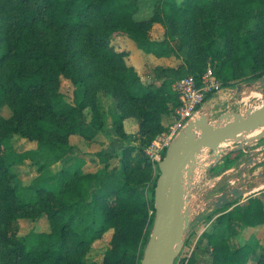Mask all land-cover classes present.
<instances>
[{
	"label": "trees",
	"instance_id": "16d2710c",
	"mask_svg": "<svg viewBox=\"0 0 264 264\" xmlns=\"http://www.w3.org/2000/svg\"><path fill=\"white\" fill-rule=\"evenodd\" d=\"M139 1L0 0V49L6 47L0 55V264H141L160 175L146 146L168 129L164 117L180 101L166 83L143 82L127 52L113 46L116 34L159 58L187 50L185 62L198 81L209 61L224 56L215 71L224 87L264 76V0H157L153 15L143 19L136 17ZM155 23L165 27L164 37L150 36ZM63 78L75 84L71 99L61 91ZM102 91L115 102L112 127L100 107ZM214 96L208 93L205 100ZM130 118L137 122L135 132L127 130ZM113 131L124 141L120 167L112 168L110 153L101 152L103 166L95 172L53 170L74 150L71 135L97 142ZM16 136L36 147L17 149ZM242 157L227 155L223 167ZM26 160L38 172L28 183L14 171ZM50 181L55 185L47 186ZM245 197L203 213L195 223L218 215L183 257L192 230L175 264H246L251 245L236 247L233 238L240 228L264 224V203L251 193ZM43 217L48 230L21 234L22 220ZM108 232L111 245L99 260L91 247Z\"/></svg>",
	"mask_w": 264,
	"mask_h": 264
},
{
	"label": "water",
	"instance_id": "95a60500",
	"mask_svg": "<svg viewBox=\"0 0 264 264\" xmlns=\"http://www.w3.org/2000/svg\"><path fill=\"white\" fill-rule=\"evenodd\" d=\"M234 91L239 98H247L243 107L238 111L228 107L216 118L209 106L201 107L158 162L155 219L141 264H175L203 213L219 210L264 186V149H246L247 145L264 141V76L239 82ZM207 150L210 153L204 155ZM237 152L244 153L239 160L242 163L225 175L221 191L216 192L223 177L203 192L194 191L199 176Z\"/></svg>",
	"mask_w": 264,
	"mask_h": 264
},
{
	"label": "rangeland",
	"instance_id": "374dc122",
	"mask_svg": "<svg viewBox=\"0 0 264 264\" xmlns=\"http://www.w3.org/2000/svg\"><path fill=\"white\" fill-rule=\"evenodd\" d=\"M164 1V0H163ZM167 1H172L173 2H180L181 0H167ZM157 3V0H140L139 1V11L136 14V17L138 19H143V18H149L150 16L153 15L154 13V8ZM169 38L174 39L173 36L166 34ZM150 36L152 38H161L165 36V27L162 24L155 23L153 25L151 31H150ZM220 45L223 44V41L220 40L218 42ZM112 44L115 47L117 51H125L127 52V61L129 64L134 65L137 68V71L139 72L141 79L143 80L144 83L147 84L149 80H152L154 85L156 87L161 86V84L166 83L167 89L175 94V82L181 79L184 76L187 75H192L189 72V69L187 67V64L185 62V59L188 58V52L187 50H182L180 52V56H172V57H150L148 56V53L146 54L145 51L139 49L135 42L121 34H116L114 38H112ZM6 50V47H2L0 49V55ZM225 60H227L226 56L224 58L219 59L218 61L212 62L209 61L207 68L212 67L215 71L218 70L220 64H222ZM206 68V69H207ZM222 82V80L220 79ZM242 82H247V81H242ZM225 88V87H223ZM226 88H228L226 86ZM61 91L66 93L69 98L74 97V92H75V84L69 79V78H63L61 82ZM222 92V91H221ZM217 96V93L215 94ZM214 96V97H215ZM212 97V98H214ZM211 98V99H212ZM99 103L100 107H103L106 114H108V123L109 126L112 127L113 125V117L112 114L115 111V102L114 99L111 95L106 93L105 91H102L99 94ZM244 105L245 102H239L238 105ZM209 106L210 107V112L212 114L213 118L218 117L219 114L224 112L223 110L221 113L217 114L215 113L216 105H213L211 101H205V103L202 105V107ZM224 108L223 106H220ZM219 107V108H220ZM243 107V106H242ZM239 110V109H238ZM237 110V111H238ZM214 111V112H213ZM175 111L173 110V113L170 115L165 116V124L167 125V128L172 124L175 118ZM86 118L89 120L91 118V110L87 109L86 110ZM131 126V124H129ZM137 128V127H136ZM112 134L115 136L116 133L113 131ZM162 134V133H161ZM160 134V135H161ZM159 135V136H160ZM158 136V137H159ZM119 137L116 135L115 137H110L108 138L109 145L108 147L104 146V143H98L96 144V148H98V151L91 152L86 148L85 144L84 146L82 145L81 141H76L74 142L73 145H75L74 151L77 149L79 150L78 152V158H80V164L75 165V166H70V167H78L80 168L81 172H87L85 167L84 161H83V154L85 155L84 157L86 159H90L91 156L99 155L101 152L107 151L110 153V163L111 167H120V150L124 146V141L121 139H118ZM137 138H139L137 136ZM157 138V137H156ZM132 140V139H131ZM130 140V141H131ZM15 142L17 145V149H20L21 151L33 148L36 146V143L34 141H30L26 138H21L19 136L15 137ZM99 142V141H98ZM137 143H140V139H138ZM136 143V144H137ZM234 145V144H233ZM104 146V147H103ZM144 147V146H143ZM261 147V148H260ZM264 141L261 142H254L250 144L249 146H246V149L248 150H254V149H264ZM148 147L146 146V149ZM86 149V150H85ZM105 149V150H104ZM210 153V151H205L204 155ZM77 155V154H76ZM244 155V153H243ZM80 156V157H79ZM100 158V156H98ZM243 158V157H242ZM248 158V156H245V160ZM94 161H97L96 158H94ZM237 163L234 164L231 167H223L224 161L221 160L218 162L216 165H214L210 170H208L206 173L202 174L201 176L198 177V180L196 182V186L194 191L196 193H200L205 191L208 188H211L212 184H218V180H220L223 177V180L221 183H219L218 189L216 192L221 191L225 187V175L231 173L233 169H239V165L241 164ZM66 165L64 164H56L53 167L54 171H60L62 168H64ZM103 165L101 164V167ZM216 169L218 173H213V170ZM14 171L20 176V178L25 182L28 183L30 182L33 178H35L38 174L36 170V165L32 164L30 160H26L22 162L21 164H17L14 166ZM158 172L156 163H153L149 173L152 175V178L156 176ZM152 181V180H151ZM47 186H54L55 182L50 181L46 183ZM205 185V187L203 186ZM148 194L151 195V190H148ZM254 196H258L261 198L262 202L264 203V194H255ZM246 199V198H245ZM243 199V200H245ZM241 200L240 202H243ZM239 202V203H240ZM264 206V205H263ZM207 214L212 213V210H208L205 212ZM218 214H212L211 218L208 219V217L204 218L203 221H201L199 224L195 223L194 228H193V235L191 236V241L189 245L186 248V251L184 252L183 257H187L190 255L193 247L195 246L196 242L198 241L199 237L202 236L208 229V225L211 223L213 217H216ZM264 225V224H260ZM208 226V227H207ZM259 226V225H257ZM257 226H246L244 228H240V233L233 238V242L236 247H240L243 244H249L251 245V253L247 258L246 264H259L260 261L263 262L264 264V242L262 240V237L264 236V227H261L259 229H251L248 230L250 227H257ZM33 229L36 230H48L49 229V224L46 220L45 217L41 218L38 221H33L31 219H24L21 221V234H27L28 232L32 231ZM192 231L190 232V234ZM189 234V235H190ZM112 238V232L106 233L102 238L99 240H96L91 247V254L92 256L96 257L97 259H101L102 254L110 247L111 245V239ZM210 257V255H209ZM212 259V258H210ZM178 264H181V259H179Z\"/></svg>",
	"mask_w": 264,
	"mask_h": 264
},
{
	"label": "built area",
	"instance_id": "2783aa9c",
	"mask_svg": "<svg viewBox=\"0 0 264 264\" xmlns=\"http://www.w3.org/2000/svg\"><path fill=\"white\" fill-rule=\"evenodd\" d=\"M221 83L212 67L206 69L199 81L193 75H187L175 82L174 88L179 95L180 102L175 109V118L172 124L147 146L146 153L151 161L159 162L163 158L166 149L180 129L205 103L207 94H216L223 89L224 86ZM203 186L205 187V185ZM255 194H264V186L251 193L253 196Z\"/></svg>",
	"mask_w": 264,
	"mask_h": 264
},
{
	"label": "crops",
	"instance_id": "0c3cea01",
	"mask_svg": "<svg viewBox=\"0 0 264 264\" xmlns=\"http://www.w3.org/2000/svg\"><path fill=\"white\" fill-rule=\"evenodd\" d=\"M147 54V53H146ZM148 56H150V57H154L155 55H153V54H149L148 53ZM156 57V56H155ZM157 58V57H156ZM222 91V92H221ZM220 92H218L217 93V96H215L214 98H212V99H209L208 101H211L212 102V104L213 105H216V110H215V113H217V114H219V113H221L223 110H225L226 108H230V109H234V110H238V109H240L243 105H238V103L240 102H246V97H244V98H239V95H238V93L237 92H235L234 91V87H228V88H223L222 90H221ZM220 106H223L224 108H222V107H220ZM220 107V108H219ZM214 112V111H213ZM164 123H165V119H164ZM126 124L127 125H129V124H131V126L130 127H128L127 126V130L128 131H131V132H135V130H136V127H137V122H136V120L135 119H133V118H130V119H128V120H126ZM113 137H115L116 138V135L115 136H113ZM118 139H120V138H118ZM108 140V138H105V140L104 141H87V140H85L82 136H80V135H77V134H73V135H71V137H70V142H71V144H74V142H76V141H81L82 142V145L84 146V144H85V146H86V148L90 151V153L91 152H95V151H98L99 149L98 148H96V144H98V143H104V146L106 147H108V145H109V142L107 141ZM75 146V145H74ZM103 146V147H104ZM36 146H34L33 148H29V149H34ZM27 150V149H26ZM86 150V149H85ZM105 150V149H104ZM78 152H79V150L77 149L76 151H74V150H72V151H70V152H68L66 155H65V157L60 161V162H58V164H64L65 163V165L67 166V167H70V166H75V165H78L79 166V164H80V158H78L77 156H78ZM105 152H107V151H105ZM77 154V155H76ZM85 155L83 154V156H82V158H83V161H84V163H86L85 164V167H84V169L86 168L87 170V172H95V171H97V170H99L100 168H101V162H100V158L98 157L99 155H97V153H96V155H94V156H91V158L90 159H86L85 157H84ZM80 157V156H79ZM94 158H96L97 159V161H94ZM57 164V163H56ZM55 164V165H56ZM54 165V166H55ZM53 166V167H54ZM245 198H247V197H243V199H245ZM242 199V200H243ZM244 201V200H243ZM261 227H264V225H259V226H257V227H250V228H248V230H251V229H259V228H261ZM262 240H263V242H264V236L262 237ZM207 257V259L209 260V261H211V256L209 257V255L208 256H206Z\"/></svg>",
	"mask_w": 264,
	"mask_h": 264
},
{
	"label": "bare ground",
	"instance_id": "6f19581e",
	"mask_svg": "<svg viewBox=\"0 0 264 264\" xmlns=\"http://www.w3.org/2000/svg\"><path fill=\"white\" fill-rule=\"evenodd\" d=\"M257 132H260V129H258V130H256ZM257 132H255V133H257ZM223 146H225V145H228V143H224V144H222Z\"/></svg>",
	"mask_w": 264,
	"mask_h": 264
}]
</instances>
